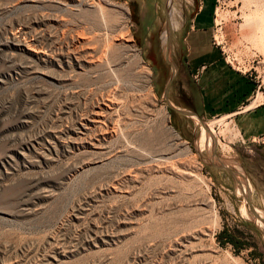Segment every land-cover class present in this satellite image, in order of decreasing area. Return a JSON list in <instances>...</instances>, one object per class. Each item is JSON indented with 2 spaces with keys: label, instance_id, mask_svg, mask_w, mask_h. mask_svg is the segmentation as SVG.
<instances>
[{
  "label": "rangeland",
  "instance_id": "374dc122",
  "mask_svg": "<svg viewBox=\"0 0 264 264\" xmlns=\"http://www.w3.org/2000/svg\"><path fill=\"white\" fill-rule=\"evenodd\" d=\"M214 12L222 56L254 80L248 106L264 101V0ZM165 27L139 41L128 0H0V264H264V146L221 114L170 120ZM98 100L110 112L95 135L80 120Z\"/></svg>",
  "mask_w": 264,
  "mask_h": 264
},
{
  "label": "crops",
  "instance_id": "0c3cea01",
  "mask_svg": "<svg viewBox=\"0 0 264 264\" xmlns=\"http://www.w3.org/2000/svg\"><path fill=\"white\" fill-rule=\"evenodd\" d=\"M216 0H128L132 30L146 43L162 23L174 67L163 89L171 121L226 116L238 135L247 139L264 133V101L252 106L254 80L229 65L212 45L211 33ZM141 34V35H140ZM161 38V36H160ZM186 112L192 114L187 115ZM200 128V127H199Z\"/></svg>",
  "mask_w": 264,
  "mask_h": 264
},
{
  "label": "bare ground",
  "instance_id": "6f19581e",
  "mask_svg": "<svg viewBox=\"0 0 264 264\" xmlns=\"http://www.w3.org/2000/svg\"><path fill=\"white\" fill-rule=\"evenodd\" d=\"M56 1H58V2H60V3H62V2H64V1H66V0H56ZM65 4V3H64ZM77 33V32H76ZM81 34H82V32H81ZM84 35H82V36H85L86 34L85 33H83ZM47 36V35H46ZM82 36H80V35H77L76 34V48L75 47H73V48H71V49H73L74 50V53H73V59L76 61V69L77 70H79L77 73H78V75H80V78H79V81H80V79H84V81H86L88 78H91V80H92V77H89L88 75H89V73H90V66H91V64L92 63H94V57L96 58V56H93V49H91V46L89 45L90 44V42L91 41H89L90 40V38H89V36L86 38V37H82ZM64 37V36H63ZM113 37V36H112ZM122 37V36H121ZM126 37V36H125ZM128 37V36H127ZM124 38L125 40H127L128 38ZM48 38V37H47ZM61 38H62V36H61ZM89 38V39H88ZM123 38V37H122ZM113 39V38H112ZM72 40V39H71ZM91 40H93V39H91ZM121 40V39H120ZM123 41V40H122ZM122 41H119L118 40V42H122ZM65 42V41H64ZM20 43V42H19ZM24 43H25V41H24ZM28 43V42H27ZM58 43V42H57ZM117 43V42H116ZM92 44V43H91ZM24 45V44H23ZM61 45V44H60ZM108 45V44H107ZM106 45V46H107ZM30 46V45H29ZM28 46V47H29ZM59 46V45H58ZM30 48V47H29ZM62 48V47H61ZM64 48V47H63ZM69 48V47H68ZM92 48H94V47H92ZM96 48V47H95ZM130 48V47H129ZM32 49V48H31ZM70 49V48H69ZM89 49H91V51L89 50ZM98 49V48H97ZM35 50V49H34ZM36 54H37V56L39 55H41V56H43L44 55V53H42V51H40V50H35L34 51ZM44 52V51H43ZM73 52V51H72ZM102 52V51H101ZM99 53V52H98ZM97 52H96V55L98 54ZM95 54V53H94ZM98 56V55H97ZM71 58V57H70ZM100 59V58H99ZM44 60V59H43ZM97 61V60H96ZM100 61V60H99ZM96 63H98V62H96ZM94 65H96V64H94ZM102 67V66H101ZM98 69V68H97ZM100 69V68H99ZM76 70V71H77ZM92 73V72H91ZM90 73V74H91ZM78 75L76 74V76L78 77ZM94 78V77H93ZM78 81V82H79ZM83 81V80H82ZM83 81V82H84ZM88 83V82H87ZM92 83H94V81L92 82ZM82 84V83H81ZM78 86H79V84H78ZM84 86H85V84H84ZM90 86V85H89ZM82 87V86H81ZM86 88V87H85ZM85 88H84V91H85ZM77 89V88H76ZM79 89H82V88H80L79 87ZM87 89V88H86ZM108 92V91H107ZM120 92V91H119ZM98 93V92H97ZM102 93V92H101ZM98 94H100V93H98ZM115 94V93H114ZM113 94V95H114ZM85 95V94H84ZM88 95V94H87ZM101 95V94H100ZM105 95H107V93L105 94ZM104 95V93H103V95H101V96H105ZM101 96H100V98H101ZM98 97V96H97ZM106 97H108V96H106ZM109 97H111V95L109 96ZM114 99V97H111V99ZM94 99H96V98H94ZM104 99H105V97H104ZM84 100V99H83ZM89 100V99H88ZM87 100V101H88ZM91 100H92V96H91ZM108 100H110V99H107V101ZM104 101V100H103ZM103 101H101V103L99 102V100L98 101H96L95 103H92V104H90V107H91V109L90 110H86V111H88V112H85L86 113V116H85V114H84V117L82 118V120H80V124L83 126V128H85V129H87L86 131L87 132H89V130H90V133H91V131L93 130V132L92 133H94L95 135H97L95 132L96 131H98L97 130V128H99L98 126L100 125V124H103V120H105L106 119V114H107V111H108V116H109V109L108 110H106L107 109V107L106 106H104L105 105V102H103ZM116 101H118V100H116ZM92 102V101H91ZM109 102H111V101H109ZM87 103V102H86ZM113 103V102H112ZM116 103V102H115ZM85 104V103H84ZM84 104L82 105V106H84ZM120 104V103H119ZM86 105V104H85ZM107 105V104H106ZM113 105V104H112ZM117 106H118V104H116ZM81 106V107H82ZM87 106V105H86ZM89 106V105H88ZM111 107H113V106H111ZM119 107V106H118ZM83 108V107H82ZM82 108L80 109V110H82ZM87 108V107H86ZM117 108V107H116ZM123 108V107H122ZM89 109V108H88ZM112 109V108H111ZM83 110H85V109H83ZM82 110V111H83ZM112 111V110H111ZM115 111V110H114ZM116 112V111H115ZM81 113V112H80ZM114 114V113H113ZM112 114V115H113ZM116 114H117V112H116ZM124 114V113H123ZM122 114V115H123ZM112 115H110V117L112 116ZM83 116V115H82ZM117 116V115H116ZM114 117V116H113ZM112 117V118H113ZM119 117V116H118ZM81 118V117H80ZM116 118V117H115ZM110 119V118H109ZM108 119V120H109ZM117 119V118H116ZM111 120V119H110ZM115 119H113V121H114ZM116 121V120H115ZM79 122V121H78ZM109 122V121H108ZM119 122V121H118ZM106 123V122H105ZM120 123V122H119ZM78 124V123H77ZM107 124V123H106ZM111 124H112V122H111ZM115 123H113V125H114ZM211 124V123H210ZM116 125H117V121H116ZM107 126H109L108 124H107ZM211 126V125H210ZM208 127L207 129H204V131L202 132V135H203V137H201L202 139H200L199 141V143H200V145L201 146H209L210 145V141L212 140V136H213V130L211 129V127ZM101 127V126H100ZM102 127H104V126H102ZM111 127V126H110ZM114 127H115V129H116V126L114 125ZM106 128V127H105ZM113 128V127H112ZM77 129V128H76ZM100 129L102 130V128H99V131H100ZM111 129V128H110ZM114 129V128H113ZM119 129V127L117 128V130ZM79 129H77V131H78ZM117 130H115V131H117ZM121 130V129H120ZM124 130V129H123ZM83 131V130H82ZM84 132V133H87V132ZM98 131V132H99ZM114 131V130H113ZM136 131V130H135ZM172 131V130H171ZM80 132V131H79ZM104 132H105V129H104ZM109 132V131H108ZM111 132V131H110ZM83 133V132H82ZM91 133V134H92ZM139 133V132H138ZM174 133V132H173ZM216 133V132H215ZM78 134V133H77ZM89 134V133H88ZM90 134V135H91ZM115 134V133H114ZM119 134V133H118ZM176 134V133H175ZM79 135V134H78ZM85 136H86V134H84ZM77 136V135H76ZM82 136V135H81ZM99 136V135H98ZM102 136V135H101ZM105 136V135H104ZM103 136V137H104ZM129 136H131V135H129ZM205 136V137H204ZM84 137V136H83ZM93 137V139H94V136H90V140H91V138ZM97 137V136H96ZM108 137H110V135L108 136ZM111 137H113V136H111ZM111 137H110V139H111ZM77 138V137H76ZM79 138V137H78ZM124 138V137H123ZM99 139V138H98ZM114 139H115V137H114ZM117 139V138H116ZM140 139V138H139ZM142 139V138H141ZM81 140V139H80ZM79 140V141H80ZM112 140V139H111ZM93 141V140H92ZM118 141V140H117ZM212 141H214V140H212ZM95 142V141H94ZM94 142H90L89 140L88 141H86V143L87 144H91V146L93 145V143ZM108 142V141H107ZM110 142V141H109ZM81 143V142H80ZM97 143V142H96ZM106 143V142H105ZM84 144V143H83ZM86 144V145H87ZM107 144V143H106ZM105 144V145H106ZM77 145V144H76ZM97 145V144H96ZM104 145V146H105ZM98 147H100V145H98ZM160 147V146H159ZM96 148V147H95ZM102 148H103V146H102ZM162 148V147H161ZM164 148V147H163ZM165 149V148H164ZM91 150H92V148H91ZM94 150V149H93ZM100 150V149H99ZM95 151V150H94ZM97 151H98V149H97ZM96 152V151H95ZM101 152V151H100ZM97 153V152H96ZM147 153V152H146ZM99 154V153H98ZM166 155V154H165ZM154 158V157H153ZM167 160V159H166ZM153 164V163H152ZM165 165V164H164ZM172 166V165H171ZM174 166V165H173ZM148 168V167H147ZM158 167H156L155 169H157ZM170 168H172V167H170ZM149 169V168H148ZM175 169V168H174ZM185 169V168H184ZM152 170V169H151ZM158 170H160L159 168H158ZM177 170V169H176ZM175 170V171H176ZM169 171V170H168ZM172 171H174V170H172ZM180 171V170H179ZM183 171V170H182ZM186 171V170H185ZM158 172V171H157ZM170 172V171H169ZM140 173V172H139ZM147 173V172H146ZM176 173V172H175ZM183 173V172H182ZM185 173V172H184ZM186 173H187V171H186ZM133 174H137V172H135V173H133ZM178 174V173H177ZM180 174V173H179ZM175 175V174H174ZM133 176V175H132ZM137 176V175H136ZM158 176V175H157ZM182 176V175H181ZM126 177H127V175H126ZM161 177V176H160ZM125 178V177H124ZM123 178V180H125ZM128 179H129V177H127ZM130 178H131V176H130ZM135 178V177H134ZM129 180H131V179H129ZM135 180H137V179H135ZM149 180V179H148ZM158 181V180H157ZM126 182H127V180H126ZM159 182V181H158ZM128 183H129V181H128ZM121 184V183H120ZM133 185V184H132ZM127 186V185H126ZM126 186H124V187H126ZM151 186V185H150ZM127 187H130V185L129 186H127ZM126 187V188H127ZM154 187V186H153ZM158 187V186H157ZM126 188L124 189V190H126ZM121 190V189H120ZM127 190H130L129 188H127ZM167 190V189H166ZM170 190V189H169ZM162 191V190H161ZM157 193V192H156ZM158 195V194H157ZM126 196V195H125ZM142 206V205H141ZM166 206V205H165ZM145 207V206H144ZM167 207V206H166ZM140 210V209H139ZM144 215V214H143Z\"/></svg>",
  "mask_w": 264,
  "mask_h": 264
},
{
  "label": "built area",
  "instance_id": "2783aa9c",
  "mask_svg": "<svg viewBox=\"0 0 264 264\" xmlns=\"http://www.w3.org/2000/svg\"><path fill=\"white\" fill-rule=\"evenodd\" d=\"M216 2H217V0L215 1V3ZM214 11H215V7H214ZM214 11H213V26H212V33H211V42H212V45L217 47L220 50L221 54H223L224 51H223L222 47L224 45V38H223L221 31H220V25L218 24V22L215 21L216 15H215ZM223 57H224L225 61L228 64H230L226 60V56L224 55ZM239 139L241 140V142H244L242 138L239 137ZM245 140L248 143L264 146V133L252 135Z\"/></svg>",
  "mask_w": 264,
  "mask_h": 264
},
{
  "label": "trees",
  "instance_id": "16d2710c",
  "mask_svg": "<svg viewBox=\"0 0 264 264\" xmlns=\"http://www.w3.org/2000/svg\"><path fill=\"white\" fill-rule=\"evenodd\" d=\"M216 238L220 243H224V241L229 242L231 244H234L233 238L229 232H227L226 229H221L219 232L215 234ZM221 238H223L221 240Z\"/></svg>",
  "mask_w": 264,
  "mask_h": 264
},
{
  "label": "water",
  "instance_id": "95a60500",
  "mask_svg": "<svg viewBox=\"0 0 264 264\" xmlns=\"http://www.w3.org/2000/svg\"><path fill=\"white\" fill-rule=\"evenodd\" d=\"M168 33H169V32H168ZM167 39H168V38H167ZM167 39H166V40H167ZM167 84H168V81L166 82V85H167ZM165 100H166V99H165ZM166 102H167V100H166ZM186 114L189 115V114H192V113H190V112H186ZM192 115H194V114H192ZM197 118H198V117H197Z\"/></svg>",
  "mask_w": 264,
  "mask_h": 264
}]
</instances>
